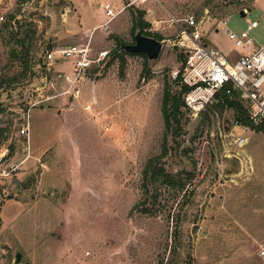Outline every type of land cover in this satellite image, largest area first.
I'll list each match as a JSON object with an SVG mask.
<instances>
[{"label": "rangeland", "instance_id": "1", "mask_svg": "<svg viewBox=\"0 0 264 264\" xmlns=\"http://www.w3.org/2000/svg\"><path fill=\"white\" fill-rule=\"evenodd\" d=\"M126 2L0 0V264H261L264 133L235 129L233 108L214 104L183 107L181 127L168 129L162 109L166 89L181 90L174 74L185 60L171 18L196 15L209 44L233 58L224 29L258 21L249 36L264 46V1L153 0L105 26L104 5ZM139 12L141 33L164 45L155 61L112 54L135 43ZM87 43L92 57L112 56L74 97L60 78L72 60L48 70L44 57ZM237 134L250 138L244 148ZM155 167L175 183L146 184Z\"/></svg>", "mask_w": 264, "mask_h": 264}, {"label": "built area", "instance_id": "2", "mask_svg": "<svg viewBox=\"0 0 264 264\" xmlns=\"http://www.w3.org/2000/svg\"><path fill=\"white\" fill-rule=\"evenodd\" d=\"M152 1L127 0L121 11L116 10L111 4L104 5L107 18L105 26L115 20L125 7L145 6ZM3 20L4 18L0 17V21ZM171 22L178 29L173 44L185 56L182 68L174 74V79L180 86L190 88L183 96L185 107L199 114L209 104L221 102L229 108L228 102L237 100L245 105L253 125L264 130V46L257 47L249 36V33L259 26V22H250L241 34L224 29L235 47L237 55L233 58L218 47L209 44L206 40L209 33L203 28V22L196 15L189 14L183 19L172 17ZM220 26L212 30V33H219ZM91 52V45L87 43L54 48L45 54L44 61L48 70L61 63L63 59L72 60V75L62 74L60 78L63 77L72 85L71 94L74 97L80 92L82 77L94 65H100L112 56L108 50H103L94 58ZM237 127L243 128L244 132L251 130L250 127L238 122L235 129ZM28 131L29 128L24 127L21 133L26 134ZM233 136L239 148H244L250 141L247 136L239 134ZM257 256L261 259V264H264V236L259 243Z\"/></svg>", "mask_w": 264, "mask_h": 264}, {"label": "trees", "instance_id": "3", "mask_svg": "<svg viewBox=\"0 0 264 264\" xmlns=\"http://www.w3.org/2000/svg\"><path fill=\"white\" fill-rule=\"evenodd\" d=\"M140 16L139 19L137 21V29H140L141 32L143 34H146L144 32V29L146 27H148V23H145L143 20V13L139 12ZM11 22H15V19L12 18ZM14 23V24H15ZM12 24V23H9ZM158 40H162L161 38H157ZM122 44H120L121 46ZM119 49H116L115 51H113L112 54H117L119 53ZM130 54V53H128ZM134 55V54H133ZM142 55V54H140ZM145 56V55H142ZM185 58L184 54L180 55V59L183 60ZM190 90V88L188 86H181V90L179 93H176V95H171L170 94V90L167 88L165 91V96H164V101H163V115L165 117V123H166V128H170L171 127V121L176 122V128H180V120L178 119V117L182 114L181 109L183 107H185V104L183 102V95L186 94L188 91ZM229 108H233L234 110V116H235V122L245 126V127H250L251 129L257 130V131H262L264 133V130L262 127H256L253 125V123L250 121L249 117H248V113L246 108L243 106V104L237 100L235 101H229L228 102ZM215 108L217 109H226V107L221 103H214ZM177 129V130H178ZM148 174L145 176V179H147L146 184H150L151 183H155V182H166L168 184H174L175 180L169 176L167 173L164 172L163 169L161 168H153V170L151 171V174L149 177H147ZM184 188V184H180L179 185V189L183 190ZM144 210L143 212H146V209H142Z\"/></svg>", "mask_w": 264, "mask_h": 264}, {"label": "water", "instance_id": "4", "mask_svg": "<svg viewBox=\"0 0 264 264\" xmlns=\"http://www.w3.org/2000/svg\"><path fill=\"white\" fill-rule=\"evenodd\" d=\"M242 17H246L247 12L240 11ZM163 42L158 41L154 38L144 36L141 31H138L135 35V43L130 45L122 44L119 52H127L130 54H142L147 57L150 61H155L159 58L162 49ZM22 260V253L17 252L15 262L19 263ZM28 264V263H26Z\"/></svg>", "mask_w": 264, "mask_h": 264}, {"label": "crops", "instance_id": "5", "mask_svg": "<svg viewBox=\"0 0 264 264\" xmlns=\"http://www.w3.org/2000/svg\"><path fill=\"white\" fill-rule=\"evenodd\" d=\"M117 10V9H116ZM96 26H98V25H96ZM96 26H94V25H92V26H89L90 28H95ZM59 64V63H58ZM61 77V76H60Z\"/></svg>", "mask_w": 264, "mask_h": 264}]
</instances>
